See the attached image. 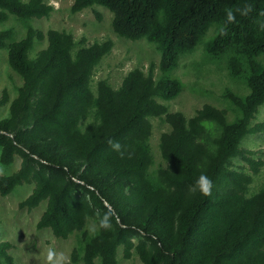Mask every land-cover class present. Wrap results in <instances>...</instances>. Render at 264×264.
Wrapping results in <instances>:
<instances>
[{
    "label": "trees",
    "instance_id": "16d2710c",
    "mask_svg": "<svg viewBox=\"0 0 264 264\" xmlns=\"http://www.w3.org/2000/svg\"><path fill=\"white\" fill-rule=\"evenodd\" d=\"M94 5L112 12L119 37L156 46L161 74L155 79L154 64L148 73L136 67L118 87L103 78L94 91L112 39L87 44L65 30L45 34L30 21L50 16L52 4L0 0V23L10 15L26 23L18 40H11L12 28L0 29V51L8 49L9 65L22 78L14 99L6 90L0 94V109L10 103L0 117V162L21 158L17 170L0 175V196L33 184L20 206L46 201L37 226L61 238L78 234V246L61 264H119L120 246L125 258L136 254L142 264H264V185L248 194L263 161L241 146L248 134L264 130V123L252 125L264 104V0H74L72 11ZM212 25L206 53L226 56L230 75L249 89L225 92L239 111L233 120L211 103L187 118L157 99L182 91L170 72ZM45 39L47 46L33 55ZM153 116L170 129L160 137L167 166L151 174ZM109 140L121 144L123 156ZM235 157L249 162L253 174L235 169ZM201 173L213 182L208 196L189 191ZM105 213L107 229L99 226ZM11 247L0 243V264H16Z\"/></svg>",
    "mask_w": 264,
    "mask_h": 264
},
{
    "label": "rangeland",
    "instance_id": "374dc122",
    "mask_svg": "<svg viewBox=\"0 0 264 264\" xmlns=\"http://www.w3.org/2000/svg\"><path fill=\"white\" fill-rule=\"evenodd\" d=\"M29 1V0H25ZM54 6L48 17L34 18L30 23L46 34L49 29L65 30L71 32L77 40L86 39V43L113 40V47L98 65L92 82L96 90L97 81L106 78L113 87H118L124 76L133 68H141L146 73L151 64L155 65L154 77L157 79L161 71L158 68L160 52L156 46L145 38L129 40L119 37L113 30V14L104 6L94 5L79 12L72 11L74 0H46ZM12 28L14 35L11 40L20 39L26 32V23L10 15L9 19L0 23V29ZM216 26L212 25L207 31L203 41L191 52L180 56L177 67L170 72V76L178 78L182 83V91L172 99H157L168 107L169 112L181 111L187 118L192 117L197 109L205 103H211L225 109L228 119L233 120L239 111L225 97L229 89L233 92L246 94L249 89L243 80L235 79L230 75L227 57L215 60L206 53L207 42L215 35ZM47 46V40L36 42L32 54H36ZM263 60L264 56L259 59ZM22 78L9 65L8 49L0 51V94L6 90L10 101L17 96L18 87ZM9 104L0 109V117L8 114ZM152 131L148 143L153 158L150 166L151 174L160 167H166L167 161L162 157L160 150V137L170 129L162 117H151ZM264 123V104L259 107L252 125ZM242 148L251 151L250 156L255 161H263L259 173L253 175L249 185L248 194L256 193L264 185V130L248 134L241 143ZM21 158L16 156L14 162L3 165L0 162V175L10 174L20 166ZM235 169H244L253 174L251 164L242 157L232 159ZM33 184L18 186L6 196H0V243L10 241L11 253L16 264L53 263L60 256L58 264L67 261L71 252L78 246V234L73 233L67 238L57 237L50 228H39L38 220L46 207V201L39 206L28 209L21 207L20 202L32 191ZM53 253L52 260L48 259L49 252ZM119 264H142L139 257L134 254L132 258H125L123 247L118 250Z\"/></svg>",
    "mask_w": 264,
    "mask_h": 264
},
{
    "label": "clouds",
    "instance_id": "9594fccd",
    "mask_svg": "<svg viewBox=\"0 0 264 264\" xmlns=\"http://www.w3.org/2000/svg\"><path fill=\"white\" fill-rule=\"evenodd\" d=\"M108 144L112 148V150L118 152L121 156L124 155V152L122 151V146L118 141L109 140ZM212 188H213L212 180L207 175L201 173L194 179L193 184L190 187L189 191L193 194L199 192L204 196H208L211 194ZM109 216L110 213H105L99 219V226L101 228L107 229L110 227ZM52 257H53V253L50 251L48 255V259L52 260ZM59 260H60V256L57 255V259L56 261L53 262V264H58Z\"/></svg>",
    "mask_w": 264,
    "mask_h": 264
}]
</instances>
